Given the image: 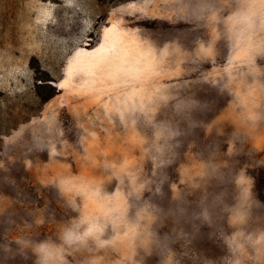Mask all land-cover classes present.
<instances>
[{"label": "rangeland", "instance_id": "374dc122", "mask_svg": "<svg viewBox=\"0 0 264 264\" xmlns=\"http://www.w3.org/2000/svg\"><path fill=\"white\" fill-rule=\"evenodd\" d=\"M0 264H264V0H0Z\"/></svg>", "mask_w": 264, "mask_h": 264}, {"label": "trees", "instance_id": "16d2710c", "mask_svg": "<svg viewBox=\"0 0 264 264\" xmlns=\"http://www.w3.org/2000/svg\"><path fill=\"white\" fill-rule=\"evenodd\" d=\"M114 30V29H113ZM109 34V33H108ZM106 35H107V33H106ZM102 45H103V47H104V45H107V42L106 41H104L103 43H102Z\"/></svg>", "mask_w": 264, "mask_h": 264}]
</instances>
